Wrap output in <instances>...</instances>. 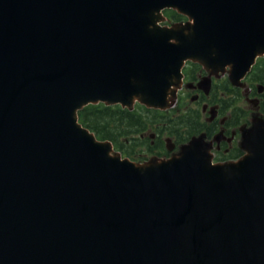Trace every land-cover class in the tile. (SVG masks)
<instances>
[{"label": "water", "instance_id": "95a60500", "mask_svg": "<svg viewBox=\"0 0 264 264\" xmlns=\"http://www.w3.org/2000/svg\"><path fill=\"white\" fill-rule=\"evenodd\" d=\"M261 56L264 0H0V264H264V118L224 163L196 137L135 162L78 120Z\"/></svg>", "mask_w": 264, "mask_h": 264}, {"label": "flooded vegetation", "instance_id": "af4514ba", "mask_svg": "<svg viewBox=\"0 0 264 264\" xmlns=\"http://www.w3.org/2000/svg\"><path fill=\"white\" fill-rule=\"evenodd\" d=\"M166 16L170 23L185 20L183 16L179 20ZM173 101L165 110L141 105L149 116L150 110L162 114L158 119L150 118L159 128L149 127L147 132L139 133L137 140L123 139L122 155L134 161L152 156L167 158L192 137H201L213 163L236 160L244 153L240 146L242 130L251 125L254 116L264 118V58H257L241 79V85L231 82L227 70L209 73L198 62L186 60ZM167 138L171 140L172 150L166 148ZM138 142L143 149L131 155L127 143Z\"/></svg>", "mask_w": 264, "mask_h": 264}, {"label": "trees", "instance_id": "16d2710c", "mask_svg": "<svg viewBox=\"0 0 264 264\" xmlns=\"http://www.w3.org/2000/svg\"><path fill=\"white\" fill-rule=\"evenodd\" d=\"M165 14L173 20L182 18V15L170 9L165 10ZM256 66H260L258 61ZM149 112L151 116L139 105L137 109L130 111L119 105L106 106L99 102L83 107L78 111V117L79 121L93 131L98 138L111 140L114 147L121 150L122 137L145 130L148 127L146 122L151 117L158 119L162 116L157 111Z\"/></svg>", "mask_w": 264, "mask_h": 264}, {"label": "rangeland", "instance_id": "374dc122", "mask_svg": "<svg viewBox=\"0 0 264 264\" xmlns=\"http://www.w3.org/2000/svg\"><path fill=\"white\" fill-rule=\"evenodd\" d=\"M255 117H257V116H254L253 118H255ZM252 118V119H253ZM146 124H147V128H149V127H151V126H158V125H156V123L153 121V120H148L147 122H146ZM147 128L145 129V130H143V131H146L147 132ZM159 128V126L157 127V129ZM143 131H141V132H143ZM139 132V131H138ZM141 132H139V133H141ZM139 133H134V134H132V135H127V136H125V137H122V141H123V139H136L137 140V137H138V135H139ZM124 136V135H123ZM193 138V137H192ZM197 138V137H196ZM199 138V137H198ZM201 138V137H200ZM127 147H128V150H129V152H130V154L132 155V153L133 154H135V153H138L141 149H143V145H140L139 144V142L137 143V144H134V143H127ZM133 151V152H132ZM135 162H142V161H137V160H135Z\"/></svg>", "mask_w": 264, "mask_h": 264}]
</instances>
